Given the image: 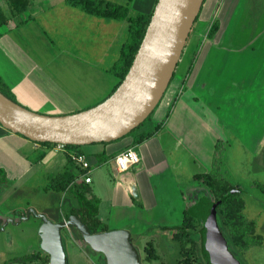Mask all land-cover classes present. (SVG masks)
I'll return each mask as SVG.
<instances>
[{
    "label": "crops",
    "instance_id": "crops-1",
    "mask_svg": "<svg viewBox=\"0 0 264 264\" xmlns=\"http://www.w3.org/2000/svg\"><path fill=\"white\" fill-rule=\"evenodd\" d=\"M45 1L29 0L22 14L0 25V80L26 109L48 115L77 112L101 101L116 84L118 79L108 68L124 40L126 22L89 15L64 0ZM124 2L127 12L147 14L155 0ZM0 7L8 16L5 0H0ZM212 18L217 28L206 36ZM197 20L205 25L192 35L189 72L184 71L187 61L177 67L148 122L150 127L161 121L159 128L139 144L126 147L136 152L135 164L118 171L113 162L130 138L58 149L56 144H39L0 126L3 181L23 179L45 167L57 168L58 173L76 169L69 154L80 152L90 164V180L85 184L99 200L97 216L107 229L140 227L170 233L160 227L180 223L186 205L183 192L196 187L192 170L210 171L222 129L232 125L224 119L226 103L233 107L247 95L245 110L259 111V102L264 101V45H251L253 38L264 37V24H249L264 21V0H204ZM49 53L57 54L53 70ZM67 65L85 71L77 72L79 78ZM65 71L79 82L65 86ZM256 116L248 115V123L256 127L254 133H264V123L259 126ZM257 134L250 137L258 146ZM99 153L105 158L96 156Z\"/></svg>",
    "mask_w": 264,
    "mask_h": 264
},
{
    "label": "water",
    "instance_id": "water-1",
    "mask_svg": "<svg viewBox=\"0 0 264 264\" xmlns=\"http://www.w3.org/2000/svg\"><path fill=\"white\" fill-rule=\"evenodd\" d=\"M203 0H156L139 45L120 82L98 103L77 112L48 115L31 111L0 92V126L34 142L82 146L116 140L136 127L152 111L164 92L181 54L185 39ZM132 195L136 198V194ZM39 219L38 247L47 264H68L62 229L73 227L104 264H144L126 228L90 232L78 216L53 221ZM190 214L201 220V254L206 264H240L228 250L218 228L215 204L200 195ZM12 222L8 219L4 222Z\"/></svg>",
    "mask_w": 264,
    "mask_h": 264
},
{
    "label": "rangeland",
    "instance_id": "rangeland-1",
    "mask_svg": "<svg viewBox=\"0 0 264 264\" xmlns=\"http://www.w3.org/2000/svg\"><path fill=\"white\" fill-rule=\"evenodd\" d=\"M109 1L121 5L125 3V0ZM128 13L132 14L135 11L130 10ZM257 23L262 26L264 21L249 22L252 27L254 24L256 27ZM204 25L205 22L199 20L193 22L191 34L186 41L185 48H187V52L192 45V35L195 31L202 30ZM70 33L73 34L74 32L71 31ZM251 45L255 48L264 45V37L253 38ZM49 55L52 56L49 59V67L53 70L57 54L49 53ZM181 62H185L184 57ZM181 62L178 63V68L182 66ZM89 63L93 62L90 61ZM68 68L79 78L80 76L77 72L83 73L85 71L82 67L78 66H68ZM175 68L177 69V66ZM74 74H72V79H70L66 71L63 73L64 79H66L65 86L69 87V85L79 82V78ZM260 85L262 84L260 83ZM243 96L242 99H244L240 102L236 100V104L233 107H229L230 102L226 103L227 113L224 119L231 121L232 125L225 126L223 129L221 127L222 138L217 143L210 172L226 180L233 186V189H237V193L244 203L242 209L243 215L247 219L254 221V233L261 236V244L250 246L243 250L237 256L238 259L241 261V264H264V133L259 132L257 134L256 131L254 133L253 130L256 127L251 128V124L249 125L248 123V119H250L248 115L254 114H258L256 119L259 120V126L261 123H264V101L259 102L261 107L259 111L253 108L245 110L249 98L247 95ZM233 103L231 102V105ZM259 128L258 130H261ZM256 134L259 140L258 146L251 143L250 136ZM192 172L203 173L209 171L194 168ZM57 173V168L45 167L42 171L38 170L23 179L18 177V179L10 182L6 180L0 181V225L5 220H13L12 223L8 222L3 229L0 226V264H39L38 259H30L25 263L20 261V259H24L21 256H29L34 251L45 254L38 247L36 229L39 225V219L33 213H30L28 218L22 219L19 222L16 221L20 218L21 214L30 209L35 213L43 214L57 210L59 215L61 214L62 207L59 204V195L61 194L51 187V183H53L52 178ZM194 185L196 187L191 192L189 188H187V192H183L186 203L188 201H196L198 193L204 188V185L197 180L194 181ZM184 187L183 185L182 189ZM229 192H232V189ZM129 230L131 240L139 249L141 262L144 264H175V260L178 257V248L177 242L170 238L171 232L165 234V232L158 230H145L140 227L137 229L129 228ZM62 232L66 237L64 243L69 261L68 264H102L103 257H100L98 253L92 252L81 237H74L75 231L69 227L68 229H62ZM147 232V235L138 239V236L140 237L143 233L146 234ZM148 242L152 244L157 257L146 261L144 260L143 247H148ZM195 260L199 264H206L205 262L200 263L198 257Z\"/></svg>",
    "mask_w": 264,
    "mask_h": 264
},
{
    "label": "trees",
    "instance_id": "trees-1",
    "mask_svg": "<svg viewBox=\"0 0 264 264\" xmlns=\"http://www.w3.org/2000/svg\"><path fill=\"white\" fill-rule=\"evenodd\" d=\"M64 2L95 17L124 20L126 22V33L124 40L119 47L116 59L108 68V71L118 79L116 84L111 89V91H113L130 65L132 57L144 33L151 11L147 14L140 12L129 14L125 5L113 3L109 0H64ZM203 2L204 0L201 3L199 11L202 7ZM5 3L7 5L8 16L0 7V25L4 24L7 21L8 17H16L22 14L27 9L29 0H5ZM199 11L195 16L193 22L197 20ZM191 27L179 56L180 60L178 59L175 65V67H178V63L181 62L182 58L184 57L185 61H187V66L184 70L186 74L189 72L192 63V57L194 55V52H191L190 55H188V52H184L186 41L191 34ZM216 28V21L214 18H212L206 28L205 35L210 36L216 30ZM175 71L176 68H174L169 82L173 78ZM182 81H184V78L182 79ZM0 92L7 98L15 101L11 93L4 86L1 80ZM152 111L143 119L141 123H139L136 127L116 140L122 138H130L129 143L125 146L126 148L129 146H135L145 139L149 138L161 124L160 121L157 124L148 127V122H150ZM37 143L44 145L55 144L50 142ZM100 143L104 144L105 142ZM64 147L76 149L80 148V146L75 145H64ZM96 156H103V158H105L102 153H99L98 155L96 154ZM75 168L76 169L68 168L62 172L57 173V175L52 178L53 183H51V187L54 188L57 193L61 194L59 195V204L62 207V212L59 215V212L57 210H54V212L49 211L48 214L45 215L49 219L57 221L61 218L65 219L69 214H73L78 216L80 221L89 228L90 232H99L106 230V224L102 222L97 216L99 200L96 196L92 195L89 192V187L87 186V184L83 183L82 180L77 179L80 174V170L78 169V167ZM192 177L194 178V180H197L204 185L202 191L198 193V197L200 195H205L210 201L214 202L218 228L226 241L228 250L233 254L235 258L238 259L237 256H239V254L248 247L258 246L261 244V236L254 233V221L251 219H247L242 213V209L244 206L242 198L235 191L229 192V190L233 189V186H231L223 178L218 177L217 174H213L210 171L203 173H194ZM0 181H3L1 177ZM194 202L188 201V203H186L182 210L181 221L178 225L171 228H166L163 226L160 227L161 230L170 229L171 239L177 242L178 257L175 260V264H199V262L195 260L196 257H198L200 263L205 262L201 254V233L203 230L202 223L200 219L193 217L190 214V208ZM70 228L76 232V234H73L74 237H81L73 227ZM147 246L148 247H143L144 260L147 261L155 259L157 255L154 248L152 247V244L148 242ZM98 255L102 257L100 254ZM21 257L24 258L20 259V261H22L23 263L30 259H38L39 264H47V255L40 254L38 251L30 253L29 256L23 255ZM101 263L104 264L103 258Z\"/></svg>",
    "mask_w": 264,
    "mask_h": 264
},
{
    "label": "built area",
    "instance_id": "built-area-1",
    "mask_svg": "<svg viewBox=\"0 0 264 264\" xmlns=\"http://www.w3.org/2000/svg\"><path fill=\"white\" fill-rule=\"evenodd\" d=\"M63 147V144H56V148L58 149H62ZM69 159L80 170V174L77 179L82 180L83 183H88L90 178L87 173L89 171L90 164L86 156L79 152H73L69 154ZM137 161L138 156L133 148H126L125 150L119 152L113 157L114 165L118 171H123L127 169L129 166L135 164Z\"/></svg>",
    "mask_w": 264,
    "mask_h": 264
},
{
    "label": "flooded vegetation",
    "instance_id": "flooded-vegetation-1",
    "mask_svg": "<svg viewBox=\"0 0 264 264\" xmlns=\"http://www.w3.org/2000/svg\"><path fill=\"white\" fill-rule=\"evenodd\" d=\"M234 188H235V187H234ZM232 191L238 192L237 189H232ZM263 191H264V190H263ZM21 215H22V214H21ZM5 221H6V220H5ZM5 221H3V222L1 223V225H0V226H1V229H3V228L7 225L8 222H7L6 224H4ZM12 222H13V220H12ZM12 222H11V223H12Z\"/></svg>",
    "mask_w": 264,
    "mask_h": 264
}]
</instances>
